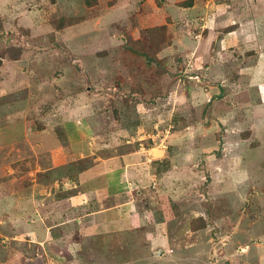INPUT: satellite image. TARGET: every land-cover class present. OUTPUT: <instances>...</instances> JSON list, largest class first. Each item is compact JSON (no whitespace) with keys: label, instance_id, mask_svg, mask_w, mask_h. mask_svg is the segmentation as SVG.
<instances>
[{"label":"rangeland","instance_id":"obj_1","mask_svg":"<svg viewBox=\"0 0 264 264\" xmlns=\"http://www.w3.org/2000/svg\"><path fill=\"white\" fill-rule=\"evenodd\" d=\"M94 1L0 0V264H31L26 228L65 217L57 264H264V0ZM52 146L72 172L121 163L120 226L47 185Z\"/></svg>","mask_w":264,"mask_h":264},{"label":"crops","instance_id":"obj_2","mask_svg":"<svg viewBox=\"0 0 264 264\" xmlns=\"http://www.w3.org/2000/svg\"><path fill=\"white\" fill-rule=\"evenodd\" d=\"M1 133L2 132H0V134ZM12 140H13V138L4 139V136H0V146H2V148H3L4 146H6L5 144L9 143ZM2 142H3V145H2ZM51 148L52 149L50 151H47L48 156L46 159L47 160L46 164L44 166H42V171L48 170V171H50L49 175L52 176V178H51L52 183L49 181L47 183V185L51 186L52 188L54 187V189H56V190L60 189L59 190L60 192L58 195L61 197V199L63 201H66V202H68V200H71V199H73V200L78 199L82 196V194H85L84 198H86V200L83 199V201L81 203H75L74 201L72 203V205H74L72 207L77 208L74 211L80 212V215H82V217H85L84 222L85 221H91V219H93V218H97L99 216L106 214V215H110V216L105 218L104 221L101 220V223L105 222V225L100 224V226L103 230L109 229L110 231H113L115 228L120 226L123 223V217H124V213L121 210V207L124 204L126 205L130 199L128 193H126V198H120V196H119V193H120L119 192V184L120 183L115 182V179L118 178V172L120 171L121 163L119 166L117 161H112L111 159L104 158L103 160H100V162L95 161V163H97L96 168L98 170L97 169H92V170H89V169H83L82 170L81 169L79 171V169H78V171L72 172V170L69 168V165L73 161H81L80 158L79 159L77 158L79 153L77 152L76 154H74L73 156H75V158L73 159L71 156L73 153L70 152V150H71L70 147H68V149H65V147H62V146L61 147L52 146ZM41 153H40V155H41ZM0 155L2 156V154H0ZM30 164H33V163L30 162ZM113 165H115L116 168L113 167ZM29 167H31V166H29ZM39 167H40V165H39V161H38V168H36L37 170L33 171L31 169L32 168L31 167L30 168L31 173L29 171V173H30L29 175L32 176L35 171L36 172L39 171V169H40ZM10 170H12V172L9 173L8 171H10ZM77 172H79L78 181H81V183H78L74 178L72 180L70 179L71 174L75 175ZM12 173H16V170L13 167L10 166V167H7L6 169H4L3 167L2 168L0 167V182H2V178H3V176L1 174H4L5 176H7V175L10 176V175H12ZM119 173H120L119 176H121V172H119ZM17 177L18 176H16L15 178H17ZM23 184L26 185L25 183H23ZM116 184H117V186H115ZM28 185H30V187H28ZM28 185L23 186L22 184H19V185L16 184V186L14 187V189H13L14 190V198H15L14 199V205H15L16 209H18L19 207H21V209H22V207H23V204H22L21 198H20L21 197L20 188H22V189L26 188L27 190H29V192H28V195L30 196L29 199L32 198V201H33L32 203H34L35 206L39 205V202L42 201L43 198H42V196H39L38 190H40L39 187L43 186V184L36 182L34 184H28ZM78 187L81 188L83 193L80 190L78 191V193H76V191H74ZM115 187H117L118 190H115L116 189ZM51 194H52V192H50L49 195H51ZM0 198H3V195L0 194ZM89 199H91V200H89ZM27 200L28 199L26 198L24 201L27 202ZM60 202L61 201H59V203ZM87 204L90 205L89 209H87ZM0 205H1V201H0ZM36 210L38 211L37 208H36ZM61 210H63V209L58 210V209H55L54 207L50 206V208L47 210V212L51 211L48 214H51L52 217H54V219H55V217L57 219H59V217L64 218V216L66 214L65 212H63L61 214V212H62ZM4 211H7L6 205H5ZM60 214H61V216H60ZM22 215L23 214H20V212L18 214H14L12 217V220L22 221L23 220ZM8 217L11 218L10 216H8ZM63 220L64 221H62L60 223H55L52 226H47V229H45L44 226L42 228H37V227L26 228L28 230V234H29V232L32 233V235L34 237V241H35V243L31 242L29 244V246L35 245L34 248H37L40 251L44 250V254L43 253L42 254L37 253L33 257L32 256L27 257V259H29L31 264H49L51 262H54L55 264H57V263L63 261V260L58 261L57 256H61V257H64V256L60 255L59 252H57V251L54 252L51 249V248H53V246L50 244V240L52 239V237L50 236L51 234H49L51 228L53 229V231L60 232L64 229V226L70 222V221H68L67 217H65ZM78 220L80 221V218ZM2 221L3 220L0 219V223H2ZM85 228L88 229L89 226L86 225ZM11 231H12L11 235H14V236L18 235V233H17L18 231L14 230L13 226L11 227ZM32 231L33 232L35 231V232L33 233ZM19 232H21V231L19 230ZM24 244L27 245V243H24ZM31 244H33V245H31ZM28 250H30V249H28ZM67 251H69V250H67ZM27 252H31V251H27ZM50 254L53 255L51 258H50ZM20 256H23L22 252H21ZM0 260H2V259H0ZM3 264H8V261H6Z\"/></svg>","mask_w":264,"mask_h":264},{"label":"trees","instance_id":"obj_3","mask_svg":"<svg viewBox=\"0 0 264 264\" xmlns=\"http://www.w3.org/2000/svg\"><path fill=\"white\" fill-rule=\"evenodd\" d=\"M85 3H86V5L87 6H92V5H94L95 4V1L94 0H85ZM193 4V2H189V6H191ZM1 20V19H0ZM2 21H0V24L2 25ZM155 28V27H154ZM152 30H154V29H152ZM11 50V49H10ZM12 51V50H11ZM18 52L20 53L21 52V49H18ZM197 220H199V221H201V224H199V225H203L204 224V221H203V219L202 218H198ZM196 226V225H195Z\"/></svg>","mask_w":264,"mask_h":264},{"label":"bare ground","instance_id":"obj_4","mask_svg":"<svg viewBox=\"0 0 264 264\" xmlns=\"http://www.w3.org/2000/svg\"><path fill=\"white\" fill-rule=\"evenodd\" d=\"M240 16V15H239Z\"/></svg>","mask_w":264,"mask_h":264}]
</instances>
